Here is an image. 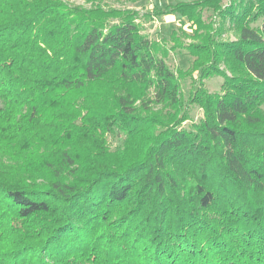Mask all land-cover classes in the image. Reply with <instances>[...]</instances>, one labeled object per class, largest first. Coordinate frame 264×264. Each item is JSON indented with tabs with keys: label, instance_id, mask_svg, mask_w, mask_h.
Listing matches in <instances>:
<instances>
[{
	"label": "trees",
	"instance_id": "16d2710c",
	"mask_svg": "<svg viewBox=\"0 0 264 264\" xmlns=\"http://www.w3.org/2000/svg\"><path fill=\"white\" fill-rule=\"evenodd\" d=\"M221 2L141 16L0 0V152L21 173L0 161V264H264V0ZM175 14L191 33L142 34L141 18ZM227 24L236 38L221 42ZM177 51L187 70L167 65ZM188 104L204 110L189 129Z\"/></svg>",
	"mask_w": 264,
	"mask_h": 264
},
{
	"label": "rangeland",
	"instance_id": "374dc122",
	"mask_svg": "<svg viewBox=\"0 0 264 264\" xmlns=\"http://www.w3.org/2000/svg\"><path fill=\"white\" fill-rule=\"evenodd\" d=\"M70 7H82V8H92L93 5H101L104 8H117V9H134L140 12L141 16L152 11L154 8L165 9L170 5H175L180 2H191L194 0H95L94 2H88L87 0H62ZM222 6H228L231 0H221ZM203 21L206 24H210L213 29H217L220 26L219 17L210 9H207L203 13ZM139 23L143 25L142 34L148 36L151 40H163L164 38H169L171 33L174 30H177L181 25L184 26V29L191 33L189 30V24L181 15H168L161 18L154 19L147 22L144 18L139 20ZM259 25V24H257ZM227 24L225 27L226 30L221 37H217V40L221 42L235 40L236 33L233 29ZM168 47L171 48L172 43L168 40ZM167 65L172 70H177L179 68L187 70L194 63V57L189 55L186 51H177L170 52L169 56L166 58ZM222 70L229 73L228 70L223 67H220ZM230 74V73H229ZM198 76V72L195 74ZM224 77L221 75H215L213 77L204 79L202 82L203 86L210 94H221L222 85L224 84ZM182 85V94L184 96V101L188 103L189 95L192 89V81L189 78L183 79L181 81ZM139 102L136 103L138 105ZM157 109V108H155ZM188 113L189 119L183 122L182 126L185 128H191L192 124L199 123L200 120L204 117V110L198 105L188 104ZM49 115V114H48ZM47 115V116H48ZM125 140V135L117 132L115 135H108V145L111 152L116 151L119 147L123 145ZM41 152H44V149H41ZM0 161L1 169H9L11 171H5L2 174L8 179H18L21 177V173L17 172V168L20 167V157L15 154L12 150L8 152L7 155H4L0 152ZM23 175V172H22ZM136 197L132 198L128 204L124 205L121 210L126 211L132 208L134 205H137ZM139 206V205H138ZM120 214L119 211L116 212V215Z\"/></svg>",
	"mask_w": 264,
	"mask_h": 264
}]
</instances>
